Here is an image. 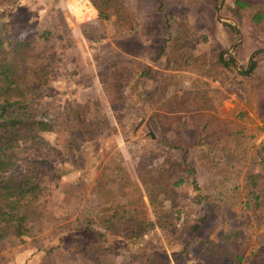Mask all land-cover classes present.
<instances>
[{
	"label": "rangeland",
	"instance_id": "obj_1",
	"mask_svg": "<svg viewBox=\"0 0 264 264\" xmlns=\"http://www.w3.org/2000/svg\"><path fill=\"white\" fill-rule=\"evenodd\" d=\"M13 1H16L15 5L12 4ZM185 1L176 0L177 4ZM216 1L218 5L221 0ZM123 2L109 5L107 11L110 19L98 18L81 23L82 16L77 9L76 0L73 3L69 0L3 1V18L9 22L10 29L20 35L31 33L36 37L44 30L52 31L47 39H39L40 46L50 54L54 64L51 83L54 100L48 117L57 118L74 98L81 101L90 98L100 100L99 105L89 110L88 120L89 126L99 130L98 136L88 142L77 141L80 145L77 150L66 144L67 134L63 135L58 131L44 133L40 140L44 142L29 140L25 143L18 172H22L29 160L42 159L46 181L54 194L53 206L57 215L65 219L91 215L99 208L94 192L101 171L110 173L112 177L128 173L131 182L128 187L125 185L124 190L136 191L139 203L151 222V231L145 240L137 242L126 235L104 238L113 249V261L116 264H146L147 256L156 252L171 264H193L199 260L202 241L217 238L223 232L238 226L253 225L254 235L263 238L264 218L253 216L252 211H245L244 202L248 197L247 191L242 187V177H236L237 172H234L224 180L217 174V167L212 166L205 157L207 150L202 137L196 135L192 119L200 111L166 108L162 110L165 116L161 123L156 116L160 111L156 109L159 102L151 104V99L155 101L159 98L155 93L166 76L176 83L168 89V104L172 101L173 94L182 95L186 90L202 87V67H197L193 63L194 59L199 54L208 52L209 60L213 61L216 59V52H224L228 60L231 58L228 46L222 51L211 46L212 42L209 43V37L204 34L203 23L201 20L193 22L195 18L191 19L186 8L181 7V12L175 11L176 15H165L171 29L169 35L165 36L159 34L161 31L158 26L160 24L161 27L163 22L161 14H150L153 19L144 15L141 22L137 21V17L129 20L125 14L122 16L118 13L124 7ZM146 2V8L150 11L159 8L160 12H164L160 9L159 0ZM240 9L234 0H229L226 9H223V15L239 18L243 23L244 16L248 13L251 16L258 10L264 11V3H256L252 8H247L244 14L239 13ZM211 12L213 13L208 10V14ZM179 16L182 17L177 18ZM147 19L152 24L149 34H146L147 29L143 26ZM216 21L220 22L217 17L213 18L215 27L209 29L210 34H218L222 38ZM245 21V41L236 44L232 50V55L242 68H246L253 49L264 48V38L255 39L258 30H254ZM183 22L188 25L190 23L194 31L183 39L181 50L179 48L180 51H174V54L181 64L186 58L193 60L184 71H174L176 63L170 54L172 45L165 40H172ZM129 23L133 24L132 29L129 28ZM231 28L235 39L238 38L235 27ZM163 47L165 52L161 54ZM142 68L146 70L145 76L140 74ZM238 70L240 69L236 63L231 65V71L225 70L224 78L219 83L213 81L208 86L219 94L220 103L221 96L227 99L235 95L233 100H238L236 112L243 107V83L246 84L245 87H248V83L251 84V81H245ZM251 70L254 79L264 76V54L256 55ZM113 73L122 77L125 84L124 102L118 104L116 110L108 100L103 82V79L110 78ZM260 107L264 112V104ZM214 111L216 109L210 111V118L214 122L235 115H215ZM243 143L245 145L249 141ZM249 149L245 157L248 163L254 164L249 159L255 148ZM230 151L226 150L227 153ZM240 155L244 156L243 152ZM240 155L237 156V163L241 160ZM188 168L193 169L194 175L189 174ZM180 179H184V182L179 185ZM124 182L127 183V179ZM147 187L158 193L164 202L166 214L164 212L163 217L171 215L176 220V225H164V228L158 226ZM154 224L159 232L154 231ZM260 224L263 226L262 230H259ZM196 225H200L197 230ZM53 227L34 234L22 243L17 241L7 243L8 245L0 244V264H39L51 247L60 244L61 239L70 240L76 236L99 239L101 231L96 227L92 230L64 232L62 236V226ZM86 256L79 260L75 255L69 254L67 258L71 260V264H88Z\"/></svg>",
	"mask_w": 264,
	"mask_h": 264
},
{
	"label": "trees",
	"instance_id": "obj_2",
	"mask_svg": "<svg viewBox=\"0 0 264 264\" xmlns=\"http://www.w3.org/2000/svg\"><path fill=\"white\" fill-rule=\"evenodd\" d=\"M3 1L5 0H0V244L17 241L22 243L34 234L57 225L62 226V236L64 232L99 227V239L91 240L84 236L64 241L61 239L60 244L51 247L39 264H71V260L67 258L69 254L75 255L79 260L89 255L86 256L88 264H116L113 261V249L104 238L126 235L137 242L145 240L151 231V222L139 203L136 191L124 190L125 185L128 187L131 182L128 173L112 177L110 173L101 171L94 192L99 208L91 215H77L74 219H65L57 215L53 206L54 194L46 181L43 160H29L22 172H18L25 143L29 140L44 142L40 141L44 133L58 131L63 135L67 134L66 144L76 147L77 150L80 148L77 141L88 142L98 136L99 130L89 126L88 120L89 110L99 105L100 100L90 98L81 101L74 98L67 103L57 118L48 117L54 100L51 92L54 64L50 54L40 46L39 39H47L52 31L44 30L36 37L31 33L20 35L10 29L9 22L3 18ZM120 1L92 0L103 20L110 19L107 11L109 5ZM257 2L264 3V0H237L242 8L251 7ZM15 3L16 1L12 2L13 5ZM118 13L122 16L127 14L129 20L134 18L132 11L126 7ZM251 20L264 34V12L253 13ZM192 33L189 25L183 22L179 35L173 40L166 39V43H173L170 54L176 63L174 70L184 71L193 60L186 58L181 64L174 54L178 42ZM164 50L163 47L161 54ZM216 53V59L213 61L209 60L208 52L199 54L193 61L197 67H202V87L186 90L182 95L173 94L172 101L168 104V89L176 83L166 76L155 93L159 98L155 101L151 99V104L159 102L156 109L160 111L156 116L161 123L165 116L162 110L166 108L200 111L192 119L196 135L202 137L207 150L205 157L212 166L217 167V174L224 180L234 172H237L236 177H242V187L247 191L248 197L244 202L245 211H252L253 216L264 218V139L256 144V140L264 133V112L260 108L258 118L262 124L258 125L257 120L249 116L247 110H243L240 117L228 121L211 120L210 111L218 110L219 98L208 86L210 87L212 80L223 79L225 70L231 71V65H235L231 58H225L224 52ZM252 71L238 70L247 81L253 83ZM140 74L145 76L146 70L142 68ZM122 80L116 73L108 79H103L108 100L115 110L118 104L124 102L125 84ZM246 94V103L249 106L254 105V99L258 101V105L264 103V80L247 88ZM242 118L246 122H243ZM244 141H249L250 144L244 145ZM246 147L255 148L249 159L254 164L248 163L245 157L250 150ZM226 150L231 151L227 153ZM242 152L244 156L240 155ZM239 155L242 157L237 163ZM188 172L191 176L194 175L192 168H188ZM125 179L127 183L124 182ZM182 182L184 179H180L178 184ZM143 183L148 186L146 181ZM147 194L154 207L158 226L164 228V225H176V220L171 215L163 217L166 210L158 193L147 187ZM199 227L200 225H196L195 229ZM262 228L260 224L259 230ZM153 229L159 232L155 224ZM253 229V225L238 226L223 232L217 238L205 239L202 241L199 260L193 264H264V236H255ZM248 255L250 258L247 259ZM146 264L171 263L156 252L147 256Z\"/></svg>",
	"mask_w": 264,
	"mask_h": 264
},
{
	"label": "crops",
	"instance_id": "obj_3",
	"mask_svg": "<svg viewBox=\"0 0 264 264\" xmlns=\"http://www.w3.org/2000/svg\"><path fill=\"white\" fill-rule=\"evenodd\" d=\"M69 1H71V3H73L74 2V0H69ZM91 1V3H92V6H93V8H94V10H95V15H93V16H91V17H89V16H83V15H81L82 16V19H81V23L83 22V21H92V20H95V19H98V18H100L99 17V10H98V8L94 5V3L92 2V0H90ZM124 1V0H123ZM122 0H121V2H123ZM199 1V2H198ZM186 0L185 2H183V4H177V2H176V0H159V5L161 6V11H164V12H160L159 11V8H156V9H152V11H150V9L149 8H146V5H147V2H146V0H126V2L124 3L123 2V4H124V7H126V8H129L131 11H132V13H133V15H134V17L136 18L137 17V21L138 22H141V20L143 19V17H144V15H147V16H149L148 18H152V16L150 17V14L151 15H158V14H161V18H163L162 19V24H161V27H160V24H159V26H158V28L160 29V31H161V33H159L160 35H169V32H171V29L169 28V24L167 23V19H166V17H165V15L168 13V14H171V13H174V15H176L175 14V11H178V10H180V12H181V10H182V8H186V9H188L187 10V12L191 15V19H192V17H194L195 18V20L193 19V22L195 21V22H197L198 20L200 21L201 20V23H203L202 25H203V27H204V30H205V32H204V34H206L208 37H209V43L210 42H212V45L211 46H213V47H217L218 49H219V51L221 50H224L225 49V46H228V50L230 49V47L232 46V44L239 38V32H238V30H237V28L232 24V23H228V22H225V21H223V20H221L220 18H219V5H220V3H221V1L219 2V4L217 5V1L216 0ZM254 1V0H253ZM229 2V0H224V2H223V5H222V14H223V9H224V7H225V9H226V7H227V3ZM234 2H235V4L239 7V8H241L240 9V11H239V13H246V9L247 8H252V6L250 7H246V8H242V7H240L239 5H238V3H237V0H234ZM120 3V2H119ZM253 3V2H252ZM257 3H259V2H257ZM256 3H254V5H255ZM158 5V6H159ZM124 7H122V8H124ZM182 7V8H181ZM179 8H181V9H179ZM208 10L209 11H213V13L211 12V13H209L208 14ZM259 11H262V10H258V11H256V12H259ZM262 12H264V11H262ZM251 13V12H250ZM255 13V12H254ZM126 15V17H128L129 18V16L127 15V14H125ZM193 15V16H192ZM225 16H228V15H225ZM125 17V18H126ZM182 16H179V17H177V18H181ZM218 18L219 20H220V22L219 21H216V26H218V30H220L221 32H222V35H223V37L222 38H220L219 36H218V34H216V36H212L211 34H210V28L211 27H215V25H214V22H213V18ZM230 17V16H229ZM236 22H237V24H238V26H239V28H240V31H241V35H242V39H241V41L240 42H242V40L243 41H245L244 40V36H245V31H244V23L246 22L245 20H247L248 22H249V24L251 25V27L252 28H254V30H258V36L256 37L255 36V39L257 38V39H259V40H261L260 38L262 37V38H264V34L261 32V30L252 22V20H251V16H250V14L248 13L246 16H244V20H243V23L240 21V19L239 18H234V17H232ZM150 19H147V22H146V24L145 25H143L146 29H147V32H146V34H149V27L152 25L151 24V21H150ZM153 19V18H152ZM134 20V19H133ZM184 20H186V19H184ZM127 22H129V20H127ZM153 23H154V25H156V22L155 21H152ZM131 23V22H130ZM129 23V24H130ZM180 24H181V20H180ZM197 24V23H196ZM225 24H228V26H226ZM210 25V26H209ZM230 25H232L233 27H235V29H236V33H238V38H236L235 39V33H233V31H232V26H230ZM198 26V25H197ZM134 26H133V24H132V26H131V24H130V26H129V28L130 29H132ZM189 27L191 28V31H194V28L193 27H191L190 26V23H189ZM198 27H200V26H198ZM220 28V29H219ZM195 29H197L196 27H195ZM250 31H251V29H249ZM130 31H132V30H130ZM181 32V28H179V31H177L176 33H175V36H174V38L176 37V36H178L179 35V33ZM255 32H253V34H254ZM235 39V40H234ZM173 40V39H172ZM166 41V40H165ZM182 41L183 40H180L179 42H178V45H177V49H175V51L177 50V51H180L181 50V43H182ZM146 42H148V41H146ZM239 42V43H240ZM169 43V42H168ZM171 43V42H170ZM260 43V42H259ZM143 44H145V43H143ZM171 45H173V43H171ZM238 45V44H237ZM178 47L180 48V50L178 49ZM261 47H257V48H255V49H253V51H255L256 49H260ZM163 49V48H162ZM162 49L160 50V52L162 51ZM164 49H165V47H164ZM264 49V48H263ZM252 51V52H253ZM165 52V51H164ZM251 52V53H252ZM258 54H264V51H259L256 55H258ZM251 55V54H250ZM256 55L254 56V58L256 57ZM250 57V56H249ZM235 58V57H234ZM253 58V59H254ZM236 60V59H235ZM233 60L236 64H237V66H238V68L240 69V68H242L241 67V65H240V63L236 60ZM249 60V59H248ZM252 63H253V60H252ZM248 64V63H247ZM247 67V66H246ZM245 68V67H244ZM244 68H242V69H244ZM241 70V69H240ZM175 71V70H174ZM242 71V70H241ZM245 72V71H244ZM252 76H254L253 74H252ZM245 78V77H244ZM252 80H254V82L252 83L251 82V84L249 85V83H248V87H245L246 86V84L245 83H243V88H244V101H243V107L241 108V110L240 111H238V112H236V104H238L237 103V101H234L233 99H234V96L233 97H230V98H225V97H222L221 96V103L220 102H217V104H219L218 105V110H216V111H214L215 113V115H222V116H224V114H227V113H232V114H235L234 115V117H231V118H227V119H225V121H228V120H231V119H235V117H240V115H241V112L243 111V110H247L248 111V115L249 116H251V117H253V118H255L256 120H257V125L258 124H262V121L258 118V116H259V110H260V113H261V105H263L264 103H262V104H260V105H258V101L256 100V99H254L253 100V106H249L247 103H246V101H247V94H246V91H247V88H249V87H253L254 86V84H258V83H260L261 82V80H264V76H262L261 78H259L258 77V79H252ZM258 80V81H257ZM215 82V83H219V80H212L211 82ZM245 81H247L246 80V78H245ZM255 88V87H254ZM216 93V92H215ZM218 96H219V94L218 93H216ZM89 96H90V94H89ZM220 97V96H219ZM228 105H229V107H228ZM231 106H233V109L231 108ZM226 107H228V110L226 109ZM254 107V108H253ZM229 111V112H228ZM243 119V118H242ZM224 120H221V121H219V122H223ZM243 122H246L244 119H243ZM264 139V133L259 137V139L258 140H256V144H258V143H260L262 140Z\"/></svg>",
	"mask_w": 264,
	"mask_h": 264
},
{
	"label": "water",
	"instance_id": "obj_4",
	"mask_svg": "<svg viewBox=\"0 0 264 264\" xmlns=\"http://www.w3.org/2000/svg\"><path fill=\"white\" fill-rule=\"evenodd\" d=\"M223 2L224 0L221 1L220 5H219V18L225 22H228V23H232L238 30L239 32V38L232 44V46L230 47V49L228 50V54L229 56L235 60L234 56L232 55V50L233 48L235 47L236 44H238L241 39H242V35H241V31H240V28L237 24V22L232 18V17H229V16H225L223 15L221 12H222V5H223ZM259 51H264L263 48H260V49H256L255 51H253L249 57V60H248V64H247V67L242 69L240 68L242 71H245V72H249L250 69H251V65H252V60L254 58V56L259 52ZM236 61V60H235ZM237 63V62H236ZM238 64V63H237ZM239 65V64H238Z\"/></svg>",
	"mask_w": 264,
	"mask_h": 264
},
{
	"label": "built area",
	"instance_id": "obj_5",
	"mask_svg": "<svg viewBox=\"0 0 264 264\" xmlns=\"http://www.w3.org/2000/svg\"><path fill=\"white\" fill-rule=\"evenodd\" d=\"M76 2L77 9L79 10L80 15H85L89 17L95 15V10L90 0H76Z\"/></svg>",
	"mask_w": 264,
	"mask_h": 264
}]
</instances>
